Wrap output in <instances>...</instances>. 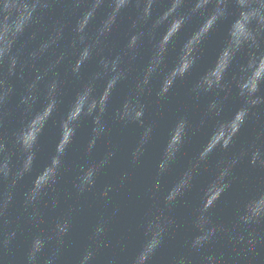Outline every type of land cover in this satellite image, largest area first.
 I'll return each instance as SVG.
<instances>
[{
	"label": "clouds",
	"instance_id": "1",
	"mask_svg": "<svg viewBox=\"0 0 264 264\" xmlns=\"http://www.w3.org/2000/svg\"><path fill=\"white\" fill-rule=\"evenodd\" d=\"M134 180L142 214L114 238ZM258 257L264 0H0V264Z\"/></svg>",
	"mask_w": 264,
	"mask_h": 264
},
{
	"label": "water",
	"instance_id": "2",
	"mask_svg": "<svg viewBox=\"0 0 264 264\" xmlns=\"http://www.w3.org/2000/svg\"><path fill=\"white\" fill-rule=\"evenodd\" d=\"M216 40L215 38L209 42L208 45V54L211 53L212 49L215 47ZM183 99V90H179V95L174 98L172 105L170 107H175L177 103L181 102ZM87 133H88V128L87 126L83 127L81 130L82 137L84 138L86 142L87 138ZM117 138H120V134H117ZM199 137L196 136L193 138L192 143L188 146L186 150V155L181 159L179 162V166H183L184 164L187 163V160L190 158L192 153L195 151L196 146L198 144ZM80 152L78 149L74 150L72 154V158L74 160L79 159ZM155 156V152H153V157ZM215 166V160H211L209 162V169L211 170ZM238 180L237 182L234 183V188L231 193H226L225 194V203L221 204L218 211L221 215H224L227 211V206L231 202V200L234 198L235 194L239 192L246 181L244 180L245 176H248L250 179H254L255 177L251 174L248 173L244 170H239L238 173ZM141 191V186L140 182L138 180H134L130 185L126 193L124 194L123 197H121L122 200V212L120 219L117 221V223L113 227V236L118 237L121 233V231L129 226V225H134L138 222L140 215L142 214L143 210V205L140 200L137 199V196L139 192ZM189 201L191 202V198H189ZM190 211V207L186 205H180L176 209V215L177 218L180 220H183L184 217H186L187 213ZM92 214L91 209H86L84 217L82 218L81 223H86L87 219L90 218ZM160 264H165L164 261H161ZM254 264H261L260 258L258 257L257 260L254 262Z\"/></svg>",
	"mask_w": 264,
	"mask_h": 264
}]
</instances>
